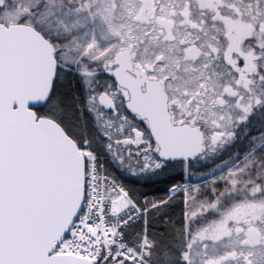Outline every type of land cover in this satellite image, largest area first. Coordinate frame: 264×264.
Wrapping results in <instances>:
<instances>
[{
    "label": "snow or ice",
    "instance_id": "1",
    "mask_svg": "<svg viewBox=\"0 0 264 264\" xmlns=\"http://www.w3.org/2000/svg\"><path fill=\"white\" fill-rule=\"evenodd\" d=\"M0 264H264V0H0Z\"/></svg>",
    "mask_w": 264,
    "mask_h": 264
}]
</instances>
